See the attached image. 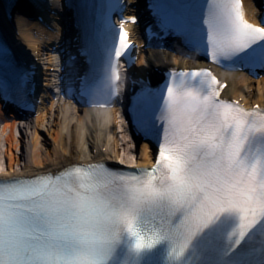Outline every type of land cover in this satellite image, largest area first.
<instances>
[{
	"label": "snow or ice",
	"instance_id": "1",
	"mask_svg": "<svg viewBox=\"0 0 264 264\" xmlns=\"http://www.w3.org/2000/svg\"><path fill=\"white\" fill-rule=\"evenodd\" d=\"M153 7L164 31L200 39L195 12L177 11L197 5ZM202 23L213 63L264 69V17L253 25L241 0H208ZM111 31L119 60L133 45L123 19ZM223 87L199 69L170 73L163 97L142 88L159 104L133 108L138 130L160 137L151 169L89 163L0 180V264H264V239L250 248L264 237V109L221 98Z\"/></svg>",
	"mask_w": 264,
	"mask_h": 264
},
{
	"label": "bare ground",
	"instance_id": "2",
	"mask_svg": "<svg viewBox=\"0 0 264 264\" xmlns=\"http://www.w3.org/2000/svg\"><path fill=\"white\" fill-rule=\"evenodd\" d=\"M255 1L263 8L261 0ZM28 4V1L20 0L14 8L13 19L8 26L13 35L10 43L16 52L22 50L29 52L39 68V78H43L44 94L50 100L48 104L42 103L38 109V117L27 127H24L20 121L11 119L12 115L6 117L0 104V179L52 173L68 166L92 161H110L134 169L149 166L153 154L147 144H142L141 149L130 145L132 141L127 135L124 118L118 109L86 113L53 100L51 91L53 85L49 73L53 66L49 52L51 42H56L59 35L44 29L37 20L28 22L23 17L25 9L29 10L31 7L35 9L33 5ZM47 7L56 11V2L50 1ZM47 7H43L41 15H44L46 22L50 24L53 17L51 13H47ZM245 9L248 15L254 18L256 9L251 0H245ZM77 11L78 8L70 0V7L61 22L67 19V14L70 12L69 16L76 23ZM141 11H145L143 5ZM145 12L153 14L149 7ZM31 13L36 14V12ZM143 34L147 37L145 30ZM65 35L69 36L67 30ZM163 38H167V35ZM168 40L172 38L169 37ZM174 44L177 45V42ZM180 47L186 55L196 57L187 47ZM172 65L188 67L185 60L177 57L147 56L145 53H141L136 67L139 72L145 70L152 78H157L158 74L153 68L162 71ZM223 78L228 82L226 97L241 100L251 107L264 105V81L254 82L237 73L225 74ZM86 137L92 138V142L87 144ZM120 152H123L124 156Z\"/></svg>",
	"mask_w": 264,
	"mask_h": 264
},
{
	"label": "rangeland",
	"instance_id": "3",
	"mask_svg": "<svg viewBox=\"0 0 264 264\" xmlns=\"http://www.w3.org/2000/svg\"><path fill=\"white\" fill-rule=\"evenodd\" d=\"M86 138H87V144L92 142V138H90V137H86ZM130 145H131L133 148L136 147V148L139 149V147H137V144H135V143H133V142L130 143ZM123 149H124V148H123ZM120 154L124 156V153H123V152H120Z\"/></svg>",
	"mask_w": 264,
	"mask_h": 264
}]
</instances>
